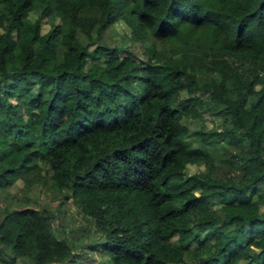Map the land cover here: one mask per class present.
<instances>
[{"label":"trees","instance_id":"1","mask_svg":"<svg viewBox=\"0 0 264 264\" xmlns=\"http://www.w3.org/2000/svg\"><path fill=\"white\" fill-rule=\"evenodd\" d=\"M120 24L146 58L103 42ZM261 73L264 0H0V193L71 199L110 264H264ZM27 199L0 264L77 261Z\"/></svg>","mask_w":264,"mask_h":264},{"label":"rangeland","instance_id":"2","mask_svg":"<svg viewBox=\"0 0 264 264\" xmlns=\"http://www.w3.org/2000/svg\"><path fill=\"white\" fill-rule=\"evenodd\" d=\"M124 25L120 24L109 28L103 34V42L109 46L119 48V54L121 56H132L136 59L137 56L141 58H146L145 50L143 45H133L129 32L125 33ZM262 78H264V73H261ZM188 126L191 131L204 129L211 130L212 128H219L222 126V118L220 116H215L211 113H205L202 117L198 119H188ZM211 153L215 156L217 162H219L220 152L219 149H212ZM220 166V165H219ZM222 166V165H221ZM43 175H49V170L44 165H40ZM190 171L198 170L201 173L206 172V168L203 164H199L198 167L191 166ZM222 174V173H221ZM41 188H35L31 192L26 193L23 189L21 182H18L16 186L8 188L4 192L0 193V220L4 216V209H15L24 207L22 199L30 198V207H36L40 210H46L49 214L54 217V223L52 227L58 237L69 239L72 243L73 250L75 251L77 261L71 264H110L107 262L108 257L98 249L97 251H90L85 249L84 243L91 244L99 236L96 232L88 236V232L84 236H81L80 228L89 229L91 222L85 219H81L78 213L76 204L73 203L71 199L62 200L59 196L51 198L47 196ZM26 197V198H24ZM28 200V199H27ZM67 230V234H63ZM84 246V249L83 247ZM1 249V246H0ZM3 258L5 260L10 259V254L5 251L2 252ZM18 264H31L29 261H18Z\"/></svg>","mask_w":264,"mask_h":264}]
</instances>
